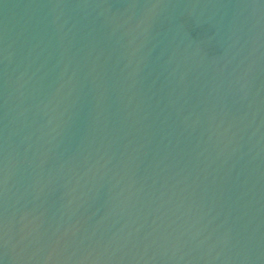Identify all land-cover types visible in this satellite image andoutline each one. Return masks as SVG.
Returning a JSON list of instances; mask_svg holds the SVG:
<instances>
[{"label":"water","instance_id":"1","mask_svg":"<svg viewBox=\"0 0 264 264\" xmlns=\"http://www.w3.org/2000/svg\"><path fill=\"white\" fill-rule=\"evenodd\" d=\"M0 264H264V0H0Z\"/></svg>","mask_w":264,"mask_h":264}]
</instances>
